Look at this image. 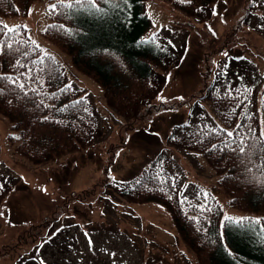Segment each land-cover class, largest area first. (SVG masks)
<instances>
[{
  "label": "rangeland",
  "instance_id": "rangeland-1",
  "mask_svg": "<svg viewBox=\"0 0 264 264\" xmlns=\"http://www.w3.org/2000/svg\"><path fill=\"white\" fill-rule=\"evenodd\" d=\"M53 1L31 0L24 14L0 18L25 24L30 36L60 59L67 79L94 101L100 128L87 147L33 163L13 150L8 133L14 129L0 112V174L9 184L0 201V264H197L166 209L116 195L118 180L131 178L151 158L166 156L184 195L196 200L199 189H209L223 215L237 219L247 214L229 205L218 175L203 157L172 143L168 135H185L200 119L216 120L203 90L219 84L223 75L256 84L264 129V0H215L203 18L186 14L170 0H145L151 25L144 35L157 31L181 44L183 53L163 69L160 91L129 114L114 109L101 85L42 35ZM115 7L123 26L130 25V4ZM86 12L96 20L103 17L104 23L113 15L95 8ZM112 178L114 189L106 182ZM256 222L232 224L229 238L254 256L251 264H264V222Z\"/></svg>",
  "mask_w": 264,
  "mask_h": 264
},
{
  "label": "trees",
  "instance_id": "trees-1",
  "mask_svg": "<svg viewBox=\"0 0 264 264\" xmlns=\"http://www.w3.org/2000/svg\"><path fill=\"white\" fill-rule=\"evenodd\" d=\"M30 1L0 0V16L24 14ZM214 1L170 0L198 18L211 12ZM61 2L73 6L51 8ZM124 2L134 9L127 27L119 11H113ZM145 2L94 0L92 7L87 2L77 6V0H54L48 6L49 20L41 27L42 35L67 51L78 70L101 85L109 104L127 114L160 91L163 69L183 53L181 44L157 31L144 35L151 25ZM88 8L113 15L104 23L103 17L96 20L87 13ZM0 26H7L0 32V112L14 129L8 133L13 150L41 163L87 147L100 128L94 101L67 79L60 59L35 41L25 24H7L0 18ZM222 78L216 86L206 84L203 90L217 113L216 120L200 119L185 135L168 137L172 143L200 154L213 168L229 205L247 213L239 217L246 218L244 223L239 218L237 223L227 220L231 217L223 215L222 205L209 189H199L196 200L184 195L166 156L157 155L131 178L118 180L115 194L163 206L197 264H251L254 256L232 242L229 231L232 224L264 222V169L260 167L264 129H260L256 84ZM115 181L106 182L114 189ZM0 186L1 201L9 188L3 174Z\"/></svg>",
  "mask_w": 264,
  "mask_h": 264
},
{
  "label": "snow or ice",
  "instance_id": "snow-or-ice-1",
  "mask_svg": "<svg viewBox=\"0 0 264 264\" xmlns=\"http://www.w3.org/2000/svg\"><path fill=\"white\" fill-rule=\"evenodd\" d=\"M84 2H87L89 4V6H92L94 7L95 4H94V0H77V6H79L81 3H84ZM73 5L71 3L65 5L63 2H61L59 5H52L51 8L52 9H55L57 7H61V8H64V7H68V8H71ZM7 26H0V32L3 31V28H5ZM60 28H63V26H58ZM10 31H16V29H10ZM21 87H23V85H21ZM70 87V86H69ZM228 136H232L233 134L232 133H227ZM241 151H243V148H241ZM261 152L264 153V143H262V147H261ZM260 167L262 169H264V156H262V159H261V164H260ZM2 187V186H0ZM227 220H229L230 222H238L235 218H227ZM244 219L246 218H239V222H242Z\"/></svg>",
  "mask_w": 264,
  "mask_h": 264
}]
</instances>
